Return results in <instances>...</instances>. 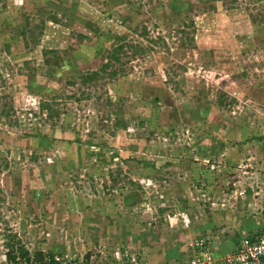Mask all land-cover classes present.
I'll return each mask as SVG.
<instances>
[{
    "label": "rangeland",
    "instance_id": "obj_1",
    "mask_svg": "<svg viewBox=\"0 0 264 264\" xmlns=\"http://www.w3.org/2000/svg\"><path fill=\"white\" fill-rule=\"evenodd\" d=\"M263 225L264 0H0V264H227Z\"/></svg>",
    "mask_w": 264,
    "mask_h": 264
},
{
    "label": "built area",
    "instance_id": "obj_2",
    "mask_svg": "<svg viewBox=\"0 0 264 264\" xmlns=\"http://www.w3.org/2000/svg\"><path fill=\"white\" fill-rule=\"evenodd\" d=\"M201 247L204 249L200 253L199 257H196L191 260L189 264H211L207 258V248L200 241ZM201 256V257H200ZM53 261L56 264H81V259H72V258H59L53 257ZM132 262H135V259L132 258ZM44 264H50L49 260H44ZM227 264H264V231L254 233L247 240L243 241L235 251L226 258ZM134 264V263H131Z\"/></svg>",
    "mask_w": 264,
    "mask_h": 264
},
{
    "label": "trees",
    "instance_id": "obj_3",
    "mask_svg": "<svg viewBox=\"0 0 264 264\" xmlns=\"http://www.w3.org/2000/svg\"><path fill=\"white\" fill-rule=\"evenodd\" d=\"M17 250L18 256L24 259L28 264H44L43 261L46 259L49 260L50 264H56V262L53 261V257L44 255L42 252H36L31 257L28 251L23 247H19ZM16 258L17 256L15 255V251L10 247L6 253L8 263L16 264Z\"/></svg>",
    "mask_w": 264,
    "mask_h": 264
},
{
    "label": "crops",
    "instance_id": "obj_4",
    "mask_svg": "<svg viewBox=\"0 0 264 264\" xmlns=\"http://www.w3.org/2000/svg\"><path fill=\"white\" fill-rule=\"evenodd\" d=\"M262 227H264V225H263ZM247 232H248V231H247Z\"/></svg>",
    "mask_w": 264,
    "mask_h": 264
}]
</instances>
